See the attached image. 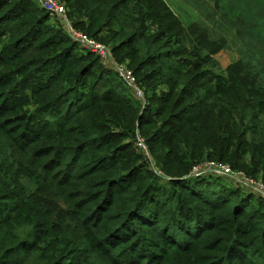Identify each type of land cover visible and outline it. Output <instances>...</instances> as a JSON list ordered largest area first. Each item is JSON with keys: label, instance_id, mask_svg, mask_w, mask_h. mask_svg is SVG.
Segmentation results:
<instances>
[{"label": "trees", "instance_id": "obj_1", "mask_svg": "<svg viewBox=\"0 0 264 264\" xmlns=\"http://www.w3.org/2000/svg\"><path fill=\"white\" fill-rule=\"evenodd\" d=\"M59 2L75 29L129 59L145 100L32 0H0V264H264L255 197L189 177L204 155L236 161L250 129L264 138V124L243 122L256 117L252 91L193 56L206 30L189 26L190 50L164 0ZM215 3L264 43V0ZM148 81L166 87L152 109Z\"/></svg>", "mask_w": 264, "mask_h": 264}, {"label": "rangeland", "instance_id": "obj_2", "mask_svg": "<svg viewBox=\"0 0 264 264\" xmlns=\"http://www.w3.org/2000/svg\"><path fill=\"white\" fill-rule=\"evenodd\" d=\"M164 1L170 8L172 14L179 19L183 27L186 29L187 35L185 36L188 40L185 42V45L187 48L192 50L194 46H196L194 37L190 36V25L198 24L201 29L206 30L208 45H210H206L208 47H205V44H197V49H195L194 54L192 53L193 56L199 55L204 62L206 59L205 64L207 67L206 70L208 72L215 74L218 73L225 77H228L227 71L231 72V74L236 77V86H238L243 92H248V90L250 89L252 93H250L249 95L254 94V96H252L253 98L248 100H250L251 109L253 110V113L256 115V117L254 118L252 112H249V114L244 118L243 122L249 126L253 123L260 122L261 126H263L264 43L243 38L241 32L243 31L244 26L239 22H233L221 17L215 7V0ZM8 3L11 4L12 1ZM32 5L44 9L39 4L38 0H32L31 6ZM19 8L20 9H17L16 13L24 12V10H26L22 7ZM48 16L50 17L48 24H51L57 30H63L65 36L68 37L67 26L64 24L63 19L51 13ZM68 39L71 38L69 37ZM105 42L110 44V46L106 45ZM98 43L110 48L109 50L112 53L111 50L114 46V42L104 41L103 44L102 42L98 41ZM78 44L81 47L80 49H82L83 47L80 45V43ZM77 49H79V47L76 48V50ZM83 49L86 50L85 48ZM13 52V49H11L8 53H5L2 58H9L13 55ZM110 58L113 59V61L107 60V62L105 63V65H107L108 67L114 69L117 64L118 66H125L128 70H130L128 66L129 59H127L126 62H123L122 64L118 62V59H122V54H112ZM110 74L111 75H109L108 77L111 78L114 85L119 86V90L121 88L123 94L128 95L126 88L122 86L119 81H117V77L115 78L112 73ZM139 78H141L140 75ZM145 84L147 90L149 91V97H151V100L147 107L152 109V107L158 105L154 102V98H158L160 93L163 92V90H166V87L164 85H161L159 82L153 81L152 83L148 81ZM129 87L131 89V86ZM152 89H154V91ZM139 91L142 93V90ZM249 95L247 97H249ZM259 102H263V104ZM25 110L26 109L24 108H20L18 113H22ZM4 115L12 117L9 115V113H6V111L4 112ZM243 140L245 146L240 149V152L237 154L238 157L236 156L235 158L236 161H233L231 163H228L226 161L223 163L213 160L210 161L204 159L205 155L203 156V159L200 160L201 164L204 162H216L226 165L230 170V174L227 171H222L220 169H217V171L215 170L213 172L204 171L202 173V170L199 169L197 172H192L189 177H204L210 179L211 181L212 179H214L215 181L213 183L217 182V185H221L226 189L230 190L232 188L233 190L235 189L246 194L248 193V195H253L255 198H252V200H250V205L247 211L250 212V209H252V207L255 209V211H259L260 209H264V195L259 188L253 187L252 183L250 184L247 180L261 183L264 191V138L258 137L257 130L250 129V132L243 137ZM134 146L139 152H142V154L147 157L150 165H152L153 168V159L150 157V153L147 150L144 140L140 139V137L138 136L134 142ZM256 198L260 200H257Z\"/></svg>", "mask_w": 264, "mask_h": 264}, {"label": "built area", "instance_id": "obj_3", "mask_svg": "<svg viewBox=\"0 0 264 264\" xmlns=\"http://www.w3.org/2000/svg\"><path fill=\"white\" fill-rule=\"evenodd\" d=\"M39 4L42 6V8L45 9L46 12L49 14H54L58 16L59 18L63 19L64 24L67 26V35L68 38L70 37L73 41H76L80 43V45L85 48L86 50L92 52L98 58L102 61L103 65L105 66V63L107 60L113 61L111 59L112 53L110 52V48H108L105 45H102L98 42H96L93 38L88 37L87 35L77 31L71 24L68 19V9L64 7L59 0H38ZM107 66V65H106ZM114 68V67H113ZM114 71L117 73L118 77L122 81H124L127 85L131 86V90L134 92L135 96L137 99L141 100L144 102L145 96L143 92L141 93L139 90L140 89L137 86L135 77L132 75V72L128 70L125 66H118L116 64ZM220 164V163H211V162H204V163H199L197 166L193 169V172H197L199 169L202 170V173L209 172V171H217V169H220L222 171H227L230 174L228 166ZM219 172V171H218ZM222 173V172H220ZM250 184L252 183L253 187L259 188L262 191V194L264 195L263 191V186L261 183H256L254 181L247 180ZM249 184V185H250Z\"/></svg>", "mask_w": 264, "mask_h": 264}]
</instances>
